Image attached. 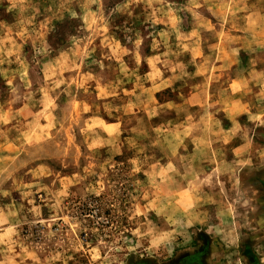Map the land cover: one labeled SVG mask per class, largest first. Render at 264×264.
I'll use <instances>...</instances> for the list:
<instances>
[{
	"label": "rangeland",
	"instance_id": "rangeland-1",
	"mask_svg": "<svg viewBox=\"0 0 264 264\" xmlns=\"http://www.w3.org/2000/svg\"><path fill=\"white\" fill-rule=\"evenodd\" d=\"M0 264H264V0H0Z\"/></svg>",
	"mask_w": 264,
	"mask_h": 264
}]
</instances>
